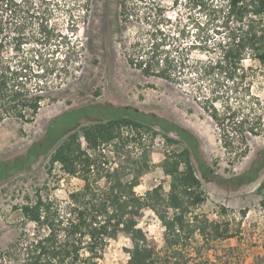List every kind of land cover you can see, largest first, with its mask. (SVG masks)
I'll return each mask as SVG.
<instances>
[{
  "label": "trees",
  "instance_id": "obj_1",
  "mask_svg": "<svg viewBox=\"0 0 264 264\" xmlns=\"http://www.w3.org/2000/svg\"><path fill=\"white\" fill-rule=\"evenodd\" d=\"M24 1L30 12L31 0H0V12L15 16L14 9ZM129 1L120 0V19L126 26L137 11ZM189 1L203 11L209 2ZM215 12L220 13V29L226 34L214 50L217 57L207 62L198 60L191 64L189 54L185 53L188 47L171 45L160 27L151 31L148 42L132 38L129 46L121 43V47L130 66L146 77L178 83L183 81V73H190V79L199 82V90L204 93L199 100L201 107L219 127L225 150L238 161L248 153L247 133L259 136L264 117L254 106L246 112L245 107L230 103L232 96L223 102L224 97L218 95L233 90L237 93L244 87V97L249 96L253 103L256 100L247 84L251 64L245 67L244 62L264 66V0H219ZM38 30L39 44L51 45L56 40L53 54L68 47L67 54L62 58L55 56L54 64L40 65L47 54L38 51L32 60L14 64L4 56L5 46L0 38V123L7 119L33 123L45 99L48 75L69 67L74 45L47 23L40 22ZM17 31L21 33L14 37L13 51L18 54L25 42L24 29ZM2 33L0 26V36ZM197 47L201 46L192 42L189 49ZM33 63H38L37 68ZM57 63H61V70ZM208 81L211 83L205 87L209 91L204 92L202 85ZM221 81L232 86L223 85V91ZM218 85L221 89L215 88ZM98 110L91 106L66 112L48 126L46 134L26 154L0 162V183L30 170L42 157H49V173L59 166L64 175L83 184L70 192L64 203L41 192L35 199L27 198L18 208L20 234L0 251L1 264H99L109 241L120 236L132 244L126 264H190L202 259L204 253L216 251L217 242L237 237L230 221L225 219L226 208L218 212L220 220L198 212L206 196L195 161L205 176L210 170L201 157L200 142L194 133L169 119L136 110L129 112L124 107H117L106 119L96 116ZM158 136L168 146L182 144L183 148L164 150L158 164H154L150 149ZM263 165L264 160L253 164L240 181H254ZM154 167L162 173L160 184L139 194L137 188ZM263 189L264 182L259 191ZM261 206L264 209V200ZM149 215L164 227L162 245L141 226Z\"/></svg>",
  "mask_w": 264,
  "mask_h": 264
},
{
  "label": "rangeland",
  "instance_id": "obj_2",
  "mask_svg": "<svg viewBox=\"0 0 264 264\" xmlns=\"http://www.w3.org/2000/svg\"><path fill=\"white\" fill-rule=\"evenodd\" d=\"M31 2L33 7L29 6L30 12L25 1L14 9L15 16L10 12H0L4 56L15 64L21 60H32L35 53L41 51L47 55L40 65L54 64L55 56H65L68 47H62L60 52L53 54L58 44L56 40L46 46L38 43L41 40L38 30L40 22L47 23L66 36L74 48L70 52L69 67L61 70V63H57L61 71L48 75L47 92L35 121L23 124L7 119L0 123V162L26 154L30 146L46 134L48 126L70 110L96 106L99 109L96 116L106 119L117 107H124L129 112L136 110L169 119L197 136L201 157L210 170L205 176L195 161L206 196L198 212L212 220H220L218 212L226 208L228 213L225 219L230 221L233 231L237 233L236 238L217 242L216 251L204 253L202 259L190 264H264V209L261 206L264 189L259 191L264 182V165L254 181L245 183L239 179L253 168V164L264 160V128L259 136L247 133L248 153L243 159L235 160L223 146L219 127L201 107L199 100L204 93L199 90L200 83L190 79V73L188 76L183 73L184 79L178 83L155 76L146 77L130 66L126 51L121 47V43L129 46L132 38L148 42L151 31L160 27L171 45L188 47L185 53L189 54L191 64L193 61L215 59L217 43L226 34L220 29L221 15L215 12L219 0H209L206 11L189 0H130L129 4L134 3L137 11L127 26L120 19V0ZM20 27L24 29L22 39L25 43L22 44L21 53L17 54L13 51L16 46L14 37L21 33L17 31ZM219 29L220 33H217ZM192 42L201 47L189 49ZM33 64L37 68L38 63ZM244 64L245 67L251 64L247 84H250L251 96L256 99L253 100L255 104L249 96L244 97V87L243 90L240 87L237 93L233 90V93L229 91L218 96L224 97L221 98L223 102L232 96L230 103L245 107L246 112L254 106L264 117V66L249 60ZM207 83L211 82L202 85L204 92L209 91H206ZM223 85L232 86L221 81L223 91L226 90ZM215 88L219 89L220 85ZM82 123L86 124L84 120ZM155 130L159 131V128L155 127ZM171 137L179 139L175 134H171ZM182 148V144L168 146L158 136L151 143V160L158 164L164 150L180 151ZM49 160V157H42L30 170L0 183V251L18 238L21 218L18 208L27 198L35 199L36 194L41 192L64 203L70 192L82 187L79 179L64 175L59 166L49 173ZM162 178V173L154 167L143 178L137 192L145 194L160 184ZM141 226L149 237H154L162 245L165 230L158 219L149 215ZM131 247L130 240L125 236L109 241L99 264H126Z\"/></svg>",
  "mask_w": 264,
  "mask_h": 264
}]
</instances>
